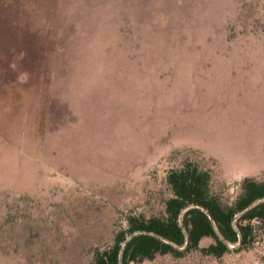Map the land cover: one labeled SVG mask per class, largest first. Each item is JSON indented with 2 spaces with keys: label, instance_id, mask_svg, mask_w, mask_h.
Segmentation results:
<instances>
[{
  "label": "rangeland",
  "instance_id": "374dc122",
  "mask_svg": "<svg viewBox=\"0 0 264 264\" xmlns=\"http://www.w3.org/2000/svg\"><path fill=\"white\" fill-rule=\"evenodd\" d=\"M185 160L225 202L264 181V0H0V264H92ZM254 224L139 264H264Z\"/></svg>",
  "mask_w": 264,
  "mask_h": 264
},
{
  "label": "trees",
  "instance_id": "16d2710c",
  "mask_svg": "<svg viewBox=\"0 0 264 264\" xmlns=\"http://www.w3.org/2000/svg\"><path fill=\"white\" fill-rule=\"evenodd\" d=\"M169 197L160 215L128 214L112 242L93 250L92 264H139L157 255L192 252L216 259L251 248L264 224V181L245 177L230 202L214 193L211 174L185 160L166 176ZM212 243L201 247L203 239Z\"/></svg>",
  "mask_w": 264,
  "mask_h": 264
}]
</instances>
